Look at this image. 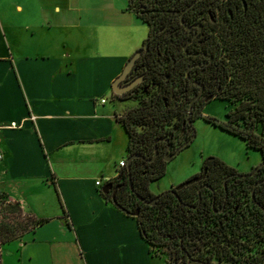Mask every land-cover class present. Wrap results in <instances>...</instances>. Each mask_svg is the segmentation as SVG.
<instances>
[{
	"label": "crops",
	"instance_id": "1",
	"mask_svg": "<svg viewBox=\"0 0 264 264\" xmlns=\"http://www.w3.org/2000/svg\"><path fill=\"white\" fill-rule=\"evenodd\" d=\"M128 2L0 0V193L46 219L1 242L0 264L168 262L102 194L129 156L119 117L138 103L115 80L149 34Z\"/></svg>",
	"mask_w": 264,
	"mask_h": 264
},
{
	"label": "trees",
	"instance_id": "2",
	"mask_svg": "<svg viewBox=\"0 0 264 264\" xmlns=\"http://www.w3.org/2000/svg\"><path fill=\"white\" fill-rule=\"evenodd\" d=\"M151 2L154 4L155 0ZM172 3L173 0H156L154 8L160 14L152 20L150 15L140 12L132 0L128 2V8L148 24L149 35L155 28L162 29L154 35L152 43L165 52H175L183 46L182 36L174 35L180 28L178 21H171L166 26L167 15L161 13V10L170 7ZM220 31V45L225 56L221 60L216 97L226 100L229 105L224 120L208 116L204 119L236 135L248 147L259 150L263 164L258 170L264 173V0H249L246 1V6L239 3L227 25ZM183 74V69H179L177 78L171 85L164 80V74L157 76L156 82L165 81V87L170 92L162 94L158 100L138 102L119 117L129 135V155L141 156L131 161L130 171L125 166L114 180L121 181L114 202L110 193L102 194L127 214L132 215L137 209L136 195L148 198L155 196L148 186L165 173L167 160L163 153L167 150V145L174 151L187 140L193 132V119L201 116L205 102L193 103L189 111V90L183 82ZM188 116L190 122L187 121ZM164 137L168 138V142ZM157 138H160L156 142L159 154L152 160L144 159L142 156L151 158L154 155V142ZM204 160L217 165L222 173L234 170L218 157L210 156ZM130 181L133 190L130 189ZM259 190L264 193V185ZM184 192L189 198L193 195L190 188ZM179 195L184 200L183 193L179 192ZM9 203L18 206L16 202ZM187 207V203L178 200L168 189L159 193L153 204L140 208L134 217L151 252L155 248L166 252L170 247L169 238L174 236L179 247H203L204 251H196L194 254L199 257H211L214 254L222 255L224 264H264L260 256L251 258L243 254L241 247L244 244H239L237 240L238 233L242 231L240 228L226 224L209 211L205 204L195 211L188 210ZM45 221L46 219L28 215L20 231L15 227L14 221L0 222V240L3 242L12 239ZM178 256L181 257V254ZM206 264H210L209 261Z\"/></svg>",
	"mask_w": 264,
	"mask_h": 264
},
{
	"label": "flooded vegetation",
	"instance_id": "3",
	"mask_svg": "<svg viewBox=\"0 0 264 264\" xmlns=\"http://www.w3.org/2000/svg\"><path fill=\"white\" fill-rule=\"evenodd\" d=\"M151 1L132 0L140 12L150 15L154 20L160 13L154 8L156 0L154 4ZM182 1L173 0L171 6L161 10V13L167 15L166 26L171 21H178L180 28L174 35L182 36L183 46L175 52L160 51L152 43V39L162 29L155 28L153 33L147 36L149 38L147 49H144V41L136 62L121 81V84L134 82L132 87L123 91L122 97H133L138 102L158 100L162 94L170 92L164 82L169 81L171 85L177 78V71L183 69L182 79L189 90V106L192 100L193 105L217 98L218 75L222 57L225 56L220 45L222 36L220 30L227 25L235 6L241 2L246 6V1L249 0H185L183 3ZM162 74L165 81L157 83L156 77ZM142 91L151 93L149 100L145 98L143 100ZM174 151L170 148L168 150ZM164 154L165 152L163 156ZM233 169L222 173L217 165L202 160L199 170L186 179L199 177L198 180L179 189L176 188L178 184L172 185L170 190L178 200L188 204V210L201 209L205 204L209 211L226 224L240 228L242 231L238 233L237 240L250 250L246 256L251 258L260 256L264 261V193L259 190L264 185V173L257 170L250 174L254 168L245 172L234 167ZM113 183L120 184L117 190L121 187V181ZM148 188L150 190V183ZM189 188L193 190L190 198L184 192ZM179 192L183 193L184 200ZM109 193L112 195V190ZM155 196L152 198L141 196V199L136 195L137 209L153 204L155 201L152 203L146 201H151ZM174 239V236L169 238L170 247L166 250L169 264H206L208 261L210 264H224L222 255L199 257L194 254L196 251H204L203 247L191 249L189 245H185L182 248Z\"/></svg>",
	"mask_w": 264,
	"mask_h": 264
},
{
	"label": "rangeland",
	"instance_id": "4",
	"mask_svg": "<svg viewBox=\"0 0 264 264\" xmlns=\"http://www.w3.org/2000/svg\"><path fill=\"white\" fill-rule=\"evenodd\" d=\"M93 2L96 5L104 2L107 7L112 6V0H93ZM124 5L126 7V0H124ZM102 14L108 18L114 16V13L108 8ZM150 95L151 93L141 92L143 100L144 98L149 100ZM227 105L229 104L226 100L219 98L209 99L204 103L201 109V116L195 117L192 121L195 137L187 146L183 147L173 158L167 161L168 165L164 175L152 183L150 191L159 194L170 189L172 185L183 182L199 170L202 160L210 156L218 157L228 166L235 167L242 172H245L243 170H250L260 163L261 152L259 150L248 147L236 135L204 119L205 116H208L224 120ZM9 202L0 193V222L14 221L15 227L17 226V230L20 231L21 227L26 223L28 214H24L18 206H12ZM1 242L2 240H0ZM241 250L245 255L250 252L247 246H242Z\"/></svg>",
	"mask_w": 264,
	"mask_h": 264
},
{
	"label": "water",
	"instance_id": "5",
	"mask_svg": "<svg viewBox=\"0 0 264 264\" xmlns=\"http://www.w3.org/2000/svg\"><path fill=\"white\" fill-rule=\"evenodd\" d=\"M148 43H149V38L147 37L145 42H144V49H147L148 47ZM141 53V48H139L138 50H136V52L129 58V60L127 61V64L125 65L123 71L117 76L116 80H115V84H118L119 85V89H117V93H122L124 90H127L129 89L130 87L133 86V83L134 82H131V83H127V84H121V81L128 75V72L131 70L133 64L136 62V59L137 57L140 55ZM136 82V81H135ZM192 102L193 100L191 101V104L189 106V111H191L192 109ZM187 121L190 122V117L188 116L187 117ZM193 128V126H192ZM195 137V129L193 128V132L191 134V136L185 140L184 142H182L181 144H179L175 151L174 152H168V149H169V144L167 145V150L165 151V154H164V159L165 160H170L171 158H173V156H175L183 147L187 146L191 141L192 139ZM160 138H157L154 142L155 144V151H154V155L151 157V158H146L145 156H142L144 159H147V160H152L154 159L158 154H159V150L156 146V142L159 140ZM165 141L168 142V138L164 137L163 138ZM138 156H141L140 154H130L129 156H127V159H126V168H127V171H130L131 169V161L135 158V157H138ZM263 164V162H260L257 166L254 167L253 171L250 172V174H253L255 173L258 168ZM130 176V174H129ZM199 177H194V178H191V179H188V180H185L184 182L178 184L176 186L177 189L185 186V185H188L196 180H198ZM120 186V184H116L114 185V183L112 181L110 182H107L106 184H104L102 186V191L105 192V193H109L111 190H112V200L114 202L115 200V193H116V190L117 188ZM130 189L133 190V187H132V183L130 181ZM254 190H252L253 192ZM139 198L142 199V197L140 195H137ZM158 195H156L155 197H153V199L151 201H146V202H154L156 201ZM139 213V209H136L134 212H132V215L135 216Z\"/></svg>",
	"mask_w": 264,
	"mask_h": 264
},
{
	"label": "built area",
	"instance_id": "6",
	"mask_svg": "<svg viewBox=\"0 0 264 264\" xmlns=\"http://www.w3.org/2000/svg\"><path fill=\"white\" fill-rule=\"evenodd\" d=\"M102 101H104V100H102ZM12 126H14V125H12ZM2 159V152H1V150H0V160ZM126 165V161L125 160H121L120 162H119V167H124ZM101 180L99 179V180H97L96 181V184L97 185H99V184H101V182H100Z\"/></svg>",
	"mask_w": 264,
	"mask_h": 264
}]
</instances>
